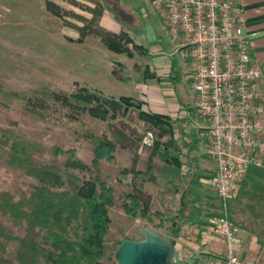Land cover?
<instances>
[{"label": "trees", "instance_id": "16d2710c", "mask_svg": "<svg viewBox=\"0 0 264 264\" xmlns=\"http://www.w3.org/2000/svg\"><path fill=\"white\" fill-rule=\"evenodd\" d=\"M102 13V9L98 11V15ZM56 15L61 16L58 11ZM78 29L79 41L96 33L110 50L129 52L131 38L125 32L113 33L102 27L89 30L85 25ZM92 90L77 84L73 90L39 87L19 92L7 89L0 81V95L9 101L19 100L25 114L42 120L53 118L55 125L59 118L80 122L81 129L72 127L71 132L77 138L88 139L92 145V159L87 163L74 147L65 148L58 143L46 146L14 127H0V163L31 178L24 189H0V264H104L114 260L123 239L132 238L124 233L122 237L111 236L110 231V213L118 200L117 189L102 167L104 161L116 160L118 140L108 133L85 130L87 125L82 119L85 114L109 123L118 115L124 116L128 108L136 107L138 118L148 126L142 133L137 127L132 128L128 136L131 141L127 148L133 150L132 167L123 168L122 173H133V188L121 196L123 211L130 220H146V225L151 223L152 228L161 232L165 219L158 213L161 221L155 223L150 209L151 195L137 182L138 179L153 181L158 171L165 174L172 192L180 194L178 216L202 224V217L221 214L218 196L219 211L210 212L206 208L207 189L202 182L205 175L197 167L184 172V154L175 141L189 137L196 143L193 135L177 130L170 115L142 108L141 102L130 96H121V106L111 109ZM148 130L154 136L151 147L142 144ZM141 148L147 149L148 156L139 168ZM155 157L160 164L155 163ZM181 181H185L184 187L179 185ZM238 212L246 215V219H237ZM228 216L251 233L264 249L263 168L249 167L238 197L228 203ZM174 233L176 236L181 233L180 226L177 225Z\"/></svg>", "mask_w": 264, "mask_h": 264}, {"label": "rangeland", "instance_id": "374dc122", "mask_svg": "<svg viewBox=\"0 0 264 264\" xmlns=\"http://www.w3.org/2000/svg\"><path fill=\"white\" fill-rule=\"evenodd\" d=\"M150 3L149 0H142L141 11L149 14L154 12ZM118 5H120L119 0H0V81L7 89L19 92L39 87L75 89L77 84L80 85L75 81L78 77L75 70L81 63L78 61L81 56L76 48L78 47L77 42H79L77 39L80 36L78 26L85 25L89 30H98L102 27L100 19L103 14L98 15V11L102 9L103 12L107 10V13L111 11L117 16H124ZM56 11L61 16L56 15ZM141 11L137 10L136 17L139 23L143 21L144 24L141 23L135 32H138L139 36L145 37L151 47L156 46L160 44L158 42L160 34L165 31H160L153 22L146 23ZM154 18L161 21L159 13L155 12ZM154 18H152L153 21ZM83 41L90 44L99 43L102 40L95 33L83 37L80 42ZM91 52L101 54V51L98 50ZM175 57L174 55L173 58ZM84 64L86 65L88 62H84ZM165 65L167 64L165 63ZM59 119V125H55L53 118L42 120L34 115L25 114L19 100L9 101L0 95V127H14L27 138L41 141L46 146L58 143L64 145L65 148L74 147L77 155L89 163L92 159L90 141L86 138H77L71 132L72 127L81 129L80 122L70 121L67 118ZM82 119L87 125L85 130L91 129L94 133L110 135L112 125H108L107 122L93 118L88 114L83 115ZM119 126L115 125L112 136L117 132H120L121 135L125 134L127 129L122 130ZM146 127L148 126L139 125L137 129L142 133ZM181 128L185 129L184 126ZM131 129L129 127L128 131ZM147 133H152V131L148 130ZM207 142L208 152L205 154L207 159L204 166L206 170L201 173L205 175V178H210L214 176V166H211L213 156L210 151L208 135ZM118 143L119 146L115 153L116 160L114 162L104 161L102 167L104 173L111 177L117 189L118 200L111 208L110 213L112 218L111 236L122 237V233H124L134 239H140L142 234L139 232V227L148 224V222L143 219L130 220L123 211L121 194L133 188V173H122L123 168L132 167V162L121 151L123 141H118ZM136 145L137 143L134 144V147ZM147 153V149L141 148V156L145 160L148 156ZM154 161L158 164L161 163L157 157L154 158ZM139 165L142 166L143 163L140 162ZM30 181V177L0 163V189L18 191L20 188H26ZM137 182L141 184L145 193L151 195L150 209L155 223L161 221L158 213L162 214L165 219V225L160 227V230L169 241L183 246L188 253L198 248H204L200 243L202 224H194L193 221L185 220L181 215H177L180 208V194H177L176 197L173 195V198L172 188L167 182L165 174L158 171L154 174L153 181L138 179ZM203 184L207 189V197L204 198L206 208L210 212L219 211V201L215 190L208 182L203 181ZM179 185L184 187L185 181H181ZM206 217H202L203 221ZM235 217L240 221L246 219V215L242 212H238ZM149 225L152 226L151 223ZM177 225L181 228V233L178 236L174 233ZM246 234V249L250 250L253 237L251 233ZM179 237H182L181 241L178 239ZM256 243L258 244V241ZM258 245L256 253L259 259L264 262V249L260 244ZM113 263H117L115 258L113 261L104 262V264Z\"/></svg>", "mask_w": 264, "mask_h": 264}, {"label": "built area", "instance_id": "2783aa9c", "mask_svg": "<svg viewBox=\"0 0 264 264\" xmlns=\"http://www.w3.org/2000/svg\"><path fill=\"white\" fill-rule=\"evenodd\" d=\"M150 2L165 15L175 54L189 63L185 78L216 163L207 182L221 203V214L202 223L204 248L188 253L173 244L172 264H264L254 248L246 249V230L228 216V203L238 197L249 167L264 169V70L252 55L257 32L247 28L236 0ZM142 144L151 147L153 134H145Z\"/></svg>", "mask_w": 264, "mask_h": 264}, {"label": "crops", "instance_id": "0c3cea01", "mask_svg": "<svg viewBox=\"0 0 264 264\" xmlns=\"http://www.w3.org/2000/svg\"><path fill=\"white\" fill-rule=\"evenodd\" d=\"M120 7L124 16L114 14L105 10L100 19V25L113 33L125 32L131 38L128 44L129 52H115L110 50L103 41L99 43L77 42L79 67L75 72L78 77L75 79L80 85H87L93 90L109 97L119 99L121 96H130L135 101L141 102L142 108L154 112L168 114L174 120L177 130H183L185 135H193L197 142L191 138L176 139L184 154V172L189 168L197 167L199 171L206 170L204 166L208 152L207 135L208 131L202 115L198 112L196 103V94L191 90L188 81L185 78V71L189 68L187 61L181 60L176 54V46L171 42L166 31V22L164 13L154 12L151 14L141 11L142 0H119ZM150 1V0H149ZM245 9L247 28L257 32L253 40L252 55L264 70V0H236ZM151 4V3H150ZM142 12L145 22H153L160 31L156 46H150V42L143 36L135 32L143 21L137 20L136 13ZM159 13L161 21H157L154 15ZM154 18V21L153 19ZM89 38V37H87ZM86 43V44H85ZM101 51V54L91 51ZM176 56L173 58V56ZM160 56V57H159ZM172 57L171 59H169ZM178 57V59H177ZM165 61V62H164ZM88 62V64H84ZM165 63L167 65H165ZM170 65V66H168ZM87 66V67H86ZM125 107H122L124 112ZM138 108L130 107L124 116L118 115L108 124L111 126V137H115V125L125 130L123 136H129L131 131L129 127L135 128L139 125H147L137 116ZM130 125V126H129ZM189 128V129H188ZM121 151L127 155L132 162V151L127 148L130 141L122 140ZM190 147H193L190 149ZM140 161L137 167L140 168V162L145 159L141 156V149L138 150ZM210 157V155H209ZM214 172L216 163L214 158ZM166 178V177H165ZM208 178H203L207 182ZM181 185V184H180ZM172 196H177L171 192ZM173 196V198H174ZM247 235V234H246ZM245 235V237H246ZM258 244L255 239H251V248L258 250Z\"/></svg>", "mask_w": 264, "mask_h": 264}, {"label": "water", "instance_id": "95a60500", "mask_svg": "<svg viewBox=\"0 0 264 264\" xmlns=\"http://www.w3.org/2000/svg\"><path fill=\"white\" fill-rule=\"evenodd\" d=\"M92 92L101 97L111 109L121 106L117 99H111L95 90ZM112 139L131 141V138L121 135L120 132ZM139 232L142 238H125L117 247L115 258L118 264H172L174 245L163 233L149 225L140 226Z\"/></svg>", "mask_w": 264, "mask_h": 264}]
</instances>
